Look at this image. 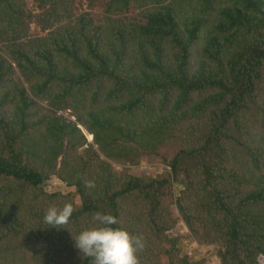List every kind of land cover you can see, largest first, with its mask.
I'll return each mask as SVG.
<instances>
[{"label": "trees", "instance_id": "trees-1", "mask_svg": "<svg viewBox=\"0 0 264 264\" xmlns=\"http://www.w3.org/2000/svg\"><path fill=\"white\" fill-rule=\"evenodd\" d=\"M96 212L138 264H264V0H0V264H90Z\"/></svg>", "mask_w": 264, "mask_h": 264}, {"label": "clouds", "instance_id": "clouds-1", "mask_svg": "<svg viewBox=\"0 0 264 264\" xmlns=\"http://www.w3.org/2000/svg\"><path fill=\"white\" fill-rule=\"evenodd\" d=\"M73 211L71 204L49 206L42 221L47 227L66 229L63 226L68 224ZM118 225L114 215L94 213L89 227L74 236L70 234L74 249L82 259L89 258L90 264H138L137 251L144 246L142 237L133 236Z\"/></svg>", "mask_w": 264, "mask_h": 264}, {"label": "rangeland", "instance_id": "rangeland-1", "mask_svg": "<svg viewBox=\"0 0 264 264\" xmlns=\"http://www.w3.org/2000/svg\"><path fill=\"white\" fill-rule=\"evenodd\" d=\"M97 15V11L94 12ZM209 264H216L212 259H209Z\"/></svg>", "mask_w": 264, "mask_h": 264}]
</instances>
